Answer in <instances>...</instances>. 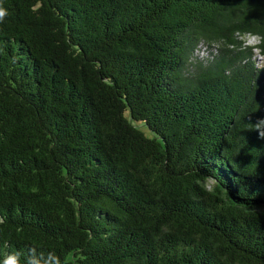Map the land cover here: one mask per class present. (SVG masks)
I'll return each instance as SVG.
<instances>
[{"label":"trees","instance_id":"obj_1","mask_svg":"<svg viewBox=\"0 0 264 264\" xmlns=\"http://www.w3.org/2000/svg\"><path fill=\"white\" fill-rule=\"evenodd\" d=\"M0 8V264H264V0Z\"/></svg>","mask_w":264,"mask_h":264},{"label":"rangeland","instance_id":"obj_2","mask_svg":"<svg viewBox=\"0 0 264 264\" xmlns=\"http://www.w3.org/2000/svg\"><path fill=\"white\" fill-rule=\"evenodd\" d=\"M248 43H249V45L254 46V45L258 44L259 42L253 38H250L248 40ZM258 59H260L259 56H258Z\"/></svg>","mask_w":264,"mask_h":264},{"label":"clouds","instance_id":"obj_3","mask_svg":"<svg viewBox=\"0 0 264 264\" xmlns=\"http://www.w3.org/2000/svg\"><path fill=\"white\" fill-rule=\"evenodd\" d=\"M5 16V10L3 8H0V20H3Z\"/></svg>","mask_w":264,"mask_h":264},{"label":"built area","instance_id":"obj_4","mask_svg":"<svg viewBox=\"0 0 264 264\" xmlns=\"http://www.w3.org/2000/svg\"><path fill=\"white\" fill-rule=\"evenodd\" d=\"M250 38H253V39H255V40H258V39H256L255 37H250ZM250 38H249V39H250ZM249 39H248V40H249ZM255 52H256V54L259 56V58H260L259 60H263V56L259 53V51H258V50H255Z\"/></svg>","mask_w":264,"mask_h":264}]
</instances>
